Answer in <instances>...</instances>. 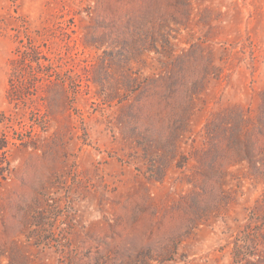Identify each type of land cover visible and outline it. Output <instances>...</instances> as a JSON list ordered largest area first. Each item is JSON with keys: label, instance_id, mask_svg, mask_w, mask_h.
Returning a JSON list of instances; mask_svg holds the SVG:
<instances>
[{"label": "rangeland", "instance_id": "1", "mask_svg": "<svg viewBox=\"0 0 264 264\" xmlns=\"http://www.w3.org/2000/svg\"><path fill=\"white\" fill-rule=\"evenodd\" d=\"M0 264H264V0H0Z\"/></svg>", "mask_w": 264, "mask_h": 264}]
</instances>
